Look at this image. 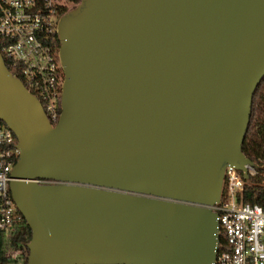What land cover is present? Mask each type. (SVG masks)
I'll use <instances>...</instances> for the list:
<instances>
[{"label": "water", "instance_id": "obj_1", "mask_svg": "<svg viewBox=\"0 0 264 264\" xmlns=\"http://www.w3.org/2000/svg\"><path fill=\"white\" fill-rule=\"evenodd\" d=\"M56 35L54 126L0 54L27 264H215L224 170L256 167L264 0H80Z\"/></svg>", "mask_w": 264, "mask_h": 264}, {"label": "built area", "instance_id": "obj_2", "mask_svg": "<svg viewBox=\"0 0 264 264\" xmlns=\"http://www.w3.org/2000/svg\"><path fill=\"white\" fill-rule=\"evenodd\" d=\"M63 0H0V54L26 90L41 104L48 121L60 115L63 72L55 36ZM20 151L9 128L0 121V233L14 226L17 210L9 184ZM250 177L255 168L245 167ZM39 185L52 181L36 180ZM245 180L233 167L224 170L217 214L218 251L215 264H264V210L242 201Z\"/></svg>", "mask_w": 264, "mask_h": 264}, {"label": "trees", "instance_id": "obj_3", "mask_svg": "<svg viewBox=\"0 0 264 264\" xmlns=\"http://www.w3.org/2000/svg\"><path fill=\"white\" fill-rule=\"evenodd\" d=\"M64 6L60 15L68 12L80 4V0H63ZM55 46L59 49V42L55 36ZM7 69L14 75L17 73L5 60ZM54 126V125H53ZM241 152L255 167V175L245 181L242 201L251 205H258L264 210V77L254 92L251 106V117ZM31 239V231L23 217L16 213V220L7 235L0 233V264H27L29 251L27 245ZM16 252L18 259L10 260L6 251Z\"/></svg>", "mask_w": 264, "mask_h": 264}, {"label": "rangeland", "instance_id": "obj_4", "mask_svg": "<svg viewBox=\"0 0 264 264\" xmlns=\"http://www.w3.org/2000/svg\"><path fill=\"white\" fill-rule=\"evenodd\" d=\"M71 6H68V11H70ZM6 257L10 260H15L18 259L17 253L16 252H11L10 250L6 251Z\"/></svg>", "mask_w": 264, "mask_h": 264}]
</instances>
